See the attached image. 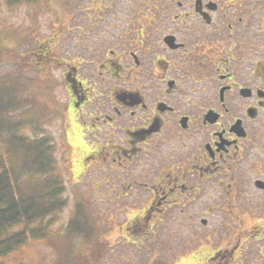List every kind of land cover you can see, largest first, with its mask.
<instances>
[{
	"label": "flooded vegetation",
	"instance_id": "af4514ba",
	"mask_svg": "<svg viewBox=\"0 0 264 264\" xmlns=\"http://www.w3.org/2000/svg\"><path fill=\"white\" fill-rule=\"evenodd\" d=\"M77 1L46 3L52 32L30 45L19 29V58L60 75L97 244L264 264V0Z\"/></svg>",
	"mask_w": 264,
	"mask_h": 264
},
{
	"label": "trees",
	"instance_id": "16d2710c",
	"mask_svg": "<svg viewBox=\"0 0 264 264\" xmlns=\"http://www.w3.org/2000/svg\"><path fill=\"white\" fill-rule=\"evenodd\" d=\"M19 44L15 30L0 29V264L29 237L42 234L66 204L54 142L46 131L36 135L53 114H62L58 106L49 108L58 105L55 79L40 59L34 69L20 59Z\"/></svg>",
	"mask_w": 264,
	"mask_h": 264
},
{
	"label": "rangeland",
	"instance_id": "374dc122",
	"mask_svg": "<svg viewBox=\"0 0 264 264\" xmlns=\"http://www.w3.org/2000/svg\"><path fill=\"white\" fill-rule=\"evenodd\" d=\"M20 0H0V29L7 34L13 30L31 29L33 38L26 45L37 41L38 38L52 32V13L44 6L47 0H28L37 5L31 6ZM59 1V0H58ZM78 2L77 0H74ZM72 2V1H71ZM54 17H56L54 15ZM16 31V32H17ZM13 33V32H12ZM37 37V38H36ZM68 40V39H66ZM59 48L64 51L67 43L64 37L59 40ZM25 45V46H26ZM24 47L23 45L20 47ZM11 64L7 63L1 69H7ZM49 75L57 77L56 70L49 71ZM58 79V77H57ZM59 80V79H58ZM60 81V80H59ZM61 82V81H60ZM53 92L60 98L63 90L59 84L52 87ZM55 99V98H54ZM61 108L60 104L50 103L49 108ZM48 108L47 106H45ZM61 120L53 114L51 119L43 125V132L50 134L54 142L53 155L56 159L58 173L62 179L67 177V167L64 165V148L61 143ZM64 188L67 189L66 185ZM69 219V209L64 208L59 212L43 233L29 239L20 245L15 251L6 256L10 264H143L139 259H146L149 251L138 248H105L97 244V240L91 231V226L80 215L66 227ZM30 244V245H29ZM160 254L161 251H155Z\"/></svg>",
	"mask_w": 264,
	"mask_h": 264
}]
</instances>
